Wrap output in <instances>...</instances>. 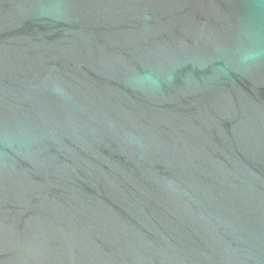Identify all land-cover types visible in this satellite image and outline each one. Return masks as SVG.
Instances as JSON below:
<instances>
[{
	"label": "water",
	"instance_id": "obj_1",
	"mask_svg": "<svg viewBox=\"0 0 264 264\" xmlns=\"http://www.w3.org/2000/svg\"><path fill=\"white\" fill-rule=\"evenodd\" d=\"M253 10L0 0V264H264Z\"/></svg>",
	"mask_w": 264,
	"mask_h": 264
},
{
	"label": "clouds",
	"instance_id": "obj_2",
	"mask_svg": "<svg viewBox=\"0 0 264 264\" xmlns=\"http://www.w3.org/2000/svg\"><path fill=\"white\" fill-rule=\"evenodd\" d=\"M258 4L264 6V0H258ZM259 15L258 10H253L250 13L248 22L243 25L242 31L244 36L249 41L248 45L242 47L240 50V59L243 63H252L259 56L264 55V49H261L253 43L256 41L260 34L264 32V24L260 23L257 19Z\"/></svg>",
	"mask_w": 264,
	"mask_h": 264
}]
</instances>
